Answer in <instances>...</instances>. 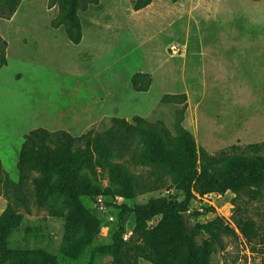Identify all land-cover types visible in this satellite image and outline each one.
Returning a JSON list of instances; mask_svg holds the SVG:
<instances>
[{
  "label": "rangeland",
  "instance_id": "rangeland-1",
  "mask_svg": "<svg viewBox=\"0 0 264 264\" xmlns=\"http://www.w3.org/2000/svg\"><path fill=\"white\" fill-rule=\"evenodd\" d=\"M59 12L57 0H21L12 13L7 0H0V55L6 58L0 65V214L10 203L23 216L3 235L9 247L42 248L59 264H112L98 248L112 242L116 229L128 237L133 228L131 213L120 216V204L157 197L179 201L182 192L166 171L135 162L136 136L118 159L137 183L134 199L104 195L109 212L98 211L95 198L75 199L61 190L63 179L57 176L44 206L35 202L31 180L26 204L17 202L5 179L18 180L24 134L44 127L69 128L74 136L90 130L94 136L112 127V118L132 122L138 115L165 126L172 136L181 121L194 136L198 160L264 143V0H152L139 10L132 0H98L78 10L77 44L56 26ZM136 71L151 76L147 91L133 90L130 77ZM180 94L184 102L166 98L160 103L163 95ZM83 146V140L75 145ZM97 171L95 183L104 189L107 171ZM77 201L100 227L73 255L84 233L83 225L71 220ZM215 216L234 228L235 219H250L256 236L248 243L236 228L237 236L222 234L210 264H264V189L196 195L187 212L189 225ZM206 237L200 233L196 240ZM11 261L46 264L40 257L11 258L5 264Z\"/></svg>",
  "mask_w": 264,
  "mask_h": 264
},
{
  "label": "trees",
  "instance_id": "trees-1",
  "mask_svg": "<svg viewBox=\"0 0 264 264\" xmlns=\"http://www.w3.org/2000/svg\"><path fill=\"white\" fill-rule=\"evenodd\" d=\"M21 0H7L9 13H12ZM59 17L56 26L64 28L67 38L74 44L81 39V22L78 16L80 7L98 0H57ZM178 1V0H172ZM152 0H132V8L139 10ZM6 64L4 54L0 55V65ZM151 82L148 73L136 71L130 77L135 91H147ZM166 98H180L185 94L163 95ZM112 127L91 136L88 130L74 136L65 129L48 130L36 127L23 136L16 168V182L5 179L6 188L14 192V200L26 204L27 181L33 183V195L38 206H44L52 189L54 180L60 176L61 190L73 198L80 196L94 199L101 195L119 196L124 200L134 199L137 183L129 170L118 161L135 142L136 163L166 171L171 183L179 189L183 198L179 201L166 197L153 198L142 204L128 206L121 203L120 216L131 213L133 228L127 239L116 229L112 242L98 249L111 258L112 264H140V260L150 264H210L216 246H222L221 235H236L235 228L250 243L256 236L255 222L246 218L234 220L235 228L225 223L223 217L215 216L205 222H195L188 227L183 221V212H188L191 201L196 195L208 193L223 194L230 191L238 194L243 190L264 189V143H252L246 150L238 153H225L218 157L204 155L198 160V149L193 134L177 122V133L172 136L163 125L150 124L148 120L134 115L132 122L124 118H112ZM144 124V126H143ZM145 125H147L145 127ZM83 147H75L78 141ZM106 170L108 186L104 189L95 183L98 171ZM37 173V176H33ZM107 205V203H106ZM71 220L80 222L84 227L82 240L75 247L73 255L80 254L90 244L99 231L100 222L89 209L77 201L73 206ZM155 224L150 225L153 219ZM23 216L8 203L0 214V264L11 258L25 259L40 257L46 264H59L56 257L42 248H11L5 242L3 231L11 226L20 225ZM206 233L200 243L196 236ZM260 243L264 245V235ZM7 264H25L11 261Z\"/></svg>",
  "mask_w": 264,
  "mask_h": 264
},
{
  "label": "built area",
  "instance_id": "built-area-1",
  "mask_svg": "<svg viewBox=\"0 0 264 264\" xmlns=\"http://www.w3.org/2000/svg\"><path fill=\"white\" fill-rule=\"evenodd\" d=\"M95 203H96V205L98 206V208H97V210L98 211H100V210H104V208L105 209H107V211H108V207L106 206V204L104 203V197H102L101 195H99V196H97V197H95ZM109 212V211H108ZM104 213H107V212H104ZM109 220H112L113 219V216L112 215H109V218H108ZM130 235H131V232H130ZM129 235V236H130ZM128 236V237H129ZM123 238L124 239H127V237L126 236H123Z\"/></svg>",
  "mask_w": 264,
  "mask_h": 264
},
{
  "label": "water",
  "instance_id": "water-1",
  "mask_svg": "<svg viewBox=\"0 0 264 264\" xmlns=\"http://www.w3.org/2000/svg\"><path fill=\"white\" fill-rule=\"evenodd\" d=\"M182 216H183V221H184L185 226L188 227L189 223H188L187 213L183 212Z\"/></svg>",
  "mask_w": 264,
  "mask_h": 264
},
{
  "label": "crops",
  "instance_id": "crops-1",
  "mask_svg": "<svg viewBox=\"0 0 264 264\" xmlns=\"http://www.w3.org/2000/svg\"><path fill=\"white\" fill-rule=\"evenodd\" d=\"M73 125V124H72ZM73 127V126H72ZM63 128V127H62ZM65 128V127H64ZM66 130H69L70 131V129L69 128H66Z\"/></svg>",
  "mask_w": 264,
  "mask_h": 264
}]
</instances>
